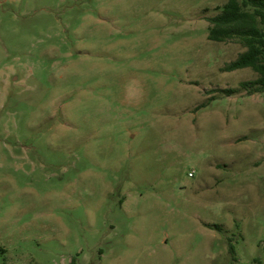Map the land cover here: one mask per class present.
Wrapping results in <instances>:
<instances>
[{
	"label": "rangeland",
	"instance_id": "obj_1",
	"mask_svg": "<svg viewBox=\"0 0 264 264\" xmlns=\"http://www.w3.org/2000/svg\"><path fill=\"white\" fill-rule=\"evenodd\" d=\"M227 1L0 0V264H264V91L208 38Z\"/></svg>",
	"mask_w": 264,
	"mask_h": 264
},
{
	"label": "trees",
	"instance_id": "obj_2",
	"mask_svg": "<svg viewBox=\"0 0 264 264\" xmlns=\"http://www.w3.org/2000/svg\"><path fill=\"white\" fill-rule=\"evenodd\" d=\"M207 20L210 40L224 42L237 39L246 47L235 60L225 65L224 70L252 68L259 76L242 82L241 87L249 88L251 93L264 91V0H228L220 13ZM222 91L233 94L238 89L225 88ZM230 251H235L233 244ZM70 264H77L76 260L72 259Z\"/></svg>",
	"mask_w": 264,
	"mask_h": 264
}]
</instances>
